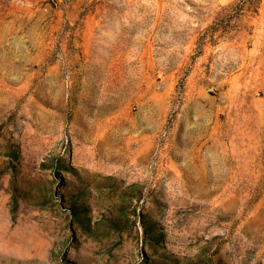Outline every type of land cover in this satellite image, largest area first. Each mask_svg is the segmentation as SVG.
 <instances>
[{
  "label": "rangeland",
  "instance_id": "obj_1",
  "mask_svg": "<svg viewBox=\"0 0 264 264\" xmlns=\"http://www.w3.org/2000/svg\"><path fill=\"white\" fill-rule=\"evenodd\" d=\"M0 264H264V0H0Z\"/></svg>",
  "mask_w": 264,
  "mask_h": 264
},
{
  "label": "trees",
  "instance_id": "obj_2",
  "mask_svg": "<svg viewBox=\"0 0 264 264\" xmlns=\"http://www.w3.org/2000/svg\"><path fill=\"white\" fill-rule=\"evenodd\" d=\"M144 225H145V227H147V225L145 224V223H143ZM147 230H146V233H148V228H146ZM155 237H157V236H155Z\"/></svg>",
  "mask_w": 264,
  "mask_h": 264
}]
</instances>
